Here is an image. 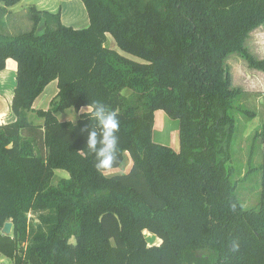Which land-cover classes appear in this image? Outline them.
<instances>
[{"label": "trees", "instance_id": "16d2710c", "mask_svg": "<svg viewBox=\"0 0 264 264\" xmlns=\"http://www.w3.org/2000/svg\"><path fill=\"white\" fill-rule=\"evenodd\" d=\"M19 1L0 0V71L8 58L16 62L15 120L0 124V257L13 264H264V109L250 146V155L256 143L262 147L259 201L247 207L233 147L238 116L258 114L242 102L246 91L231 85L226 62L236 53L264 69L243 47L264 23V0H81L86 28L44 12L42 34V13L30 6L31 28L10 34L19 28L15 17L1 18ZM107 33L140 61L110 48ZM54 80L49 108L34 110ZM94 101L118 115L113 169L128 154L126 172L96 170L82 129L99 128L87 111L75 122L57 117ZM156 110L178 121V152L154 141ZM55 169L69 178L54 183ZM144 231L160 244L149 245Z\"/></svg>", "mask_w": 264, "mask_h": 264}, {"label": "rangeland", "instance_id": "374dc122", "mask_svg": "<svg viewBox=\"0 0 264 264\" xmlns=\"http://www.w3.org/2000/svg\"><path fill=\"white\" fill-rule=\"evenodd\" d=\"M31 28V21L27 20L19 23V28L13 31L8 30L10 34H16L21 31H26ZM5 29V28H4ZM12 29V28H10ZM243 47L247 52L256 60L263 61L262 65L264 66V23L260 26L254 28L244 39ZM115 50L119 51L121 54L131 58L132 60L140 61V58L127 54L121 51L117 46ZM226 62L228 64L229 73L231 76V85L233 87H239L246 91V95L242 97V102L247 105L252 110H255L258 114L257 117L253 119H245L243 116H238V129L236 132V139L234 141L233 151L235 152V164L240 171L236 175V179H241L238 183L237 193L240 195L241 200L244 202L245 206H255L259 201L260 195V178L261 171L259 166L262 161V147L259 142L256 143L255 149L252 155H250V146L252 141V136L254 131L260 129L262 124V114L264 109V69L258 68L248 64V61L244 56L236 55L232 53L231 56L227 57ZM10 76V86H15V75L11 71ZM1 114L3 116H10L12 114L9 107L6 105L1 109ZM60 121H71L75 122L78 118L77 112L74 108H68L64 112L57 115ZM29 119L34 123L41 124L42 119L37 117L35 114H29ZM169 121L174 125L173 127L177 129L178 132V121L173 120L168 117ZM177 138H175L176 144L179 143L178 133ZM160 135L157 134L154 136V140L157 142ZM166 136V133L165 135ZM159 143V142H158ZM166 145V144H165ZM264 147V144H263ZM130 157L127 154L126 161L119 170H114L109 173H118L126 172L130 166ZM248 161H251L250 163ZM253 167L254 170L248 173L247 170ZM54 183L59 180V178H69V175L66 171L62 169L54 170ZM244 177V179L242 178ZM29 219L36 223L37 214L28 215ZM147 237V236H146ZM148 239V237H147ZM151 244L150 240H147ZM158 243V240L155 241ZM12 264V260L1 256L0 264Z\"/></svg>", "mask_w": 264, "mask_h": 264}, {"label": "crops", "instance_id": "0c3cea01", "mask_svg": "<svg viewBox=\"0 0 264 264\" xmlns=\"http://www.w3.org/2000/svg\"><path fill=\"white\" fill-rule=\"evenodd\" d=\"M1 6V4H0ZM33 6L36 10L42 13L41 19L37 24L36 33L42 34L45 30V25L48 18L43 15L44 12L48 14H58L60 16V22L67 27H72L74 29L86 28L90 21L86 11V8L81 0H20L13 6L7 7L8 13L2 16L1 21L4 23L8 22V15L11 13L12 16L16 19V24L27 21V8ZM107 45L110 48L115 49L116 43L112 36L107 33ZM230 54L229 56H231ZM228 56V57H229ZM11 71L16 75V62L12 58H8L5 62V67L0 71V124L9 123L15 120L13 113L10 116H3L1 114V109L3 106H7L11 110V101L13 97L14 86H10V74ZM57 82L51 81L44 88L43 92L35 99L33 102L32 108L34 110H46L50 106L51 99L56 95ZM87 111L86 106L81 107L79 113ZM174 125L169 121L168 115L163 110H156L154 112V124H153V139L154 136L159 134L158 137L160 144H166L171 147L174 151L178 152L180 149V144H176L175 138H177V129L173 127ZM166 133V136H164ZM179 140V135H178ZM155 141V140H154ZM131 162V160H130ZM120 168L113 169L119 170ZM150 233V232H149ZM153 238L158 240V243H155L154 239L146 237L147 240H150L151 244L149 245H159L161 240L156 237L154 234L150 233Z\"/></svg>", "mask_w": 264, "mask_h": 264}, {"label": "clouds", "instance_id": "9594fccd", "mask_svg": "<svg viewBox=\"0 0 264 264\" xmlns=\"http://www.w3.org/2000/svg\"><path fill=\"white\" fill-rule=\"evenodd\" d=\"M88 119L95 121L99 130L90 128L88 125L82 129L86 132V148L95 158V168L101 174H107L117 164L118 136L120 120L115 111L110 110L99 101L87 105ZM234 251L239 249V243L233 242Z\"/></svg>", "mask_w": 264, "mask_h": 264}, {"label": "water", "instance_id": "95a60500", "mask_svg": "<svg viewBox=\"0 0 264 264\" xmlns=\"http://www.w3.org/2000/svg\"><path fill=\"white\" fill-rule=\"evenodd\" d=\"M12 231V223L11 221H7L4 223L3 228H2V232L6 235H9Z\"/></svg>", "mask_w": 264, "mask_h": 264}, {"label": "bare ground", "instance_id": "6f19581e", "mask_svg": "<svg viewBox=\"0 0 264 264\" xmlns=\"http://www.w3.org/2000/svg\"><path fill=\"white\" fill-rule=\"evenodd\" d=\"M144 234L151 239H154L155 241H157L155 238H153V236L148 232V231H144Z\"/></svg>", "mask_w": 264, "mask_h": 264}, {"label": "built area", "instance_id": "2783aa9c", "mask_svg": "<svg viewBox=\"0 0 264 264\" xmlns=\"http://www.w3.org/2000/svg\"><path fill=\"white\" fill-rule=\"evenodd\" d=\"M3 264V263H2ZM12 264H13V262H12Z\"/></svg>", "mask_w": 264, "mask_h": 264}]
</instances>
